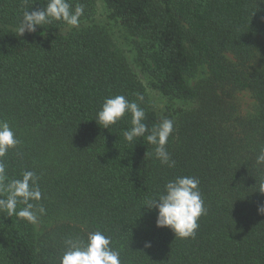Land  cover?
<instances>
[{
	"label": "trees",
	"instance_id": "16d2710c",
	"mask_svg": "<svg viewBox=\"0 0 264 264\" xmlns=\"http://www.w3.org/2000/svg\"><path fill=\"white\" fill-rule=\"evenodd\" d=\"M135 37L136 64L168 100L156 111L146 87L111 39L92 23L95 0L78 27L53 21L18 35L24 11L47 0H0V120L20 143L5 160L9 179L34 171L45 213L27 223L0 212V264H60L65 241L100 230L122 264H264V0H102ZM87 22V24H85ZM247 92L254 111L240 115ZM125 95L151 128L174 121L162 165L146 138L124 140L131 116L109 128L96 113ZM143 97L138 101L137 97ZM176 176H196L207 208L194 237L157 227L142 205ZM24 205H18V209ZM149 242L150 247H145Z\"/></svg>",
	"mask_w": 264,
	"mask_h": 264
},
{
	"label": "clouds",
	"instance_id": "9594fccd",
	"mask_svg": "<svg viewBox=\"0 0 264 264\" xmlns=\"http://www.w3.org/2000/svg\"><path fill=\"white\" fill-rule=\"evenodd\" d=\"M84 14V5H73L70 0H47L46 6L31 12L24 11L17 27L18 35L25 31L34 32L37 26L62 21L68 26L78 27ZM142 101L143 97H137ZM131 116L130 127L123 131L124 140L132 144L137 138H146L154 146L156 158L162 165L175 167L166 149L169 136L174 131V121L162 119L151 128L144 123L146 113L137 101H130L125 95L106 97L96 113L95 120L103 128L116 124L125 115ZM20 141L6 120H0V212L11 217L37 223L39 216L45 213L43 206H35L30 201H40L42 193L38 185L39 176L34 171H24L20 178L9 179L5 160L9 149L15 148ZM257 164H264V147L256 156ZM200 180L196 176H176L167 181L163 190L156 195L146 197L144 206L157 210L156 226L168 227L181 239L194 237L199 227L198 220L205 215V206L199 188ZM260 188L264 192V179ZM24 207L18 209V205ZM264 212V206L258 209ZM146 242L145 247H150ZM60 264H122L119 250L112 247L111 238L100 230L87 233L82 241L66 240L65 251L60 257Z\"/></svg>",
	"mask_w": 264,
	"mask_h": 264
},
{
	"label": "rangeland",
	"instance_id": "374dc122",
	"mask_svg": "<svg viewBox=\"0 0 264 264\" xmlns=\"http://www.w3.org/2000/svg\"><path fill=\"white\" fill-rule=\"evenodd\" d=\"M91 22L98 26L104 34L109 36L113 48L119 50L125 56L137 77L146 87L150 105L156 111H163L166 105H173L174 107L182 105L181 102L168 100L151 87L149 77L136 64L135 41L137 39L126 33L120 24L109 18L108 10L102 0H95L94 14ZM70 28L71 26H66L64 30L66 31ZM234 102L240 115L245 116L254 111L255 102L247 92L237 93Z\"/></svg>",
	"mask_w": 264,
	"mask_h": 264
}]
</instances>
